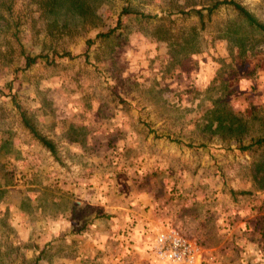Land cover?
<instances>
[{"label": "rangeland", "instance_id": "374dc122", "mask_svg": "<svg viewBox=\"0 0 264 264\" xmlns=\"http://www.w3.org/2000/svg\"><path fill=\"white\" fill-rule=\"evenodd\" d=\"M198 4L0 0V264H169L168 229L197 264H264V146L239 149L264 137V40L230 6L177 14Z\"/></svg>", "mask_w": 264, "mask_h": 264}, {"label": "trees", "instance_id": "16d2710c", "mask_svg": "<svg viewBox=\"0 0 264 264\" xmlns=\"http://www.w3.org/2000/svg\"><path fill=\"white\" fill-rule=\"evenodd\" d=\"M50 1H56V0H50ZM74 1V0H73ZM128 1V0H127ZM210 2V4L205 5V4H198L195 5L194 7H192L191 9L184 11V10H179L177 12V14H180L181 16L184 15H190V14H196V16L199 17L200 20H202L203 18V12L206 11L207 12V16H210L215 10H217L219 7L221 6H230L232 7V9H234L237 14L244 19V21L246 22V24L248 25V27L253 30L255 33H257L263 40H264V25L260 22H258L253 15L242 5H240L238 2H236L235 0H207ZM200 8H199V7ZM198 7V8H196ZM140 15L141 17H145V18H150L149 16H145L142 13L139 12H135L133 10L130 9L129 5L123 7L121 9V14L120 15ZM155 18V17H152ZM119 21H118V26L115 27L114 29L108 31L107 33L104 34H99V37H104L107 38L110 35H112L117 29H119ZM62 56H69L68 53H64V55ZM61 56V57H62ZM43 58V56L38 55V56H30L27 55L24 57V68H28L32 65H34L38 59ZM23 123L24 125L29 128L31 130V132L34 134V136L49 150L51 151L53 154H55V149L53 147V145L47 141L45 138L37 135L34 131V129L29 125L27 119L25 117H23ZM203 146V145H202ZM254 146L257 147H263L264 146V137L263 138H259L257 140H255L253 143H251L248 146H240L239 149L242 151L245 150H249L251 148H253Z\"/></svg>", "mask_w": 264, "mask_h": 264}, {"label": "built area", "instance_id": "2783aa9c", "mask_svg": "<svg viewBox=\"0 0 264 264\" xmlns=\"http://www.w3.org/2000/svg\"><path fill=\"white\" fill-rule=\"evenodd\" d=\"M152 252L155 257L169 264H197L200 249L178 231H159L153 238Z\"/></svg>", "mask_w": 264, "mask_h": 264}]
</instances>
